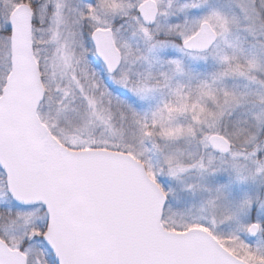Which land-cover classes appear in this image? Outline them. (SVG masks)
Listing matches in <instances>:
<instances>
[{"label":"snow or ice","instance_id":"6c2138e0","mask_svg":"<svg viewBox=\"0 0 264 264\" xmlns=\"http://www.w3.org/2000/svg\"><path fill=\"white\" fill-rule=\"evenodd\" d=\"M0 264H264V0H0Z\"/></svg>","mask_w":264,"mask_h":264}]
</instances>
